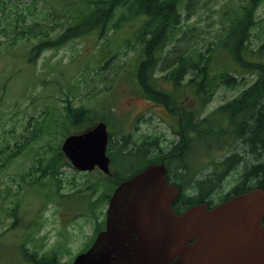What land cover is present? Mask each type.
<instances>
[{"label":"rangeland","instance_id":"obj_1","mask_svg":"<svg viewBox=\"0 0 264 264\" xmlns=\"http://www.w3.org/2000/svg\"><path fill=\"white\" fill-rule=\"evenodd\" d=\"M93 1L25 0L17 3L12 0H0L2 139H17L19 135L24 134L28 120L51 117L50 112L54 110L57 112L52 121L61 123L66 100L72 107L90 108L93 117L96 113L97 116H105L107 108L113 109L107 126L113 148L118 142L122 143V137H126L128 143L132 144L129 148L138 146L143 140L152 141L157 138L158 143L168 140V145L170 139H175L170 131L174 120L170 122L165 111L169 110L167 107L171 106V102H177L184 107L192 106L194 98L186 94L192 92V88L188 87V79L184 77L179 81L177 90H166L167 94L159 101L139 94L134 80V64L139 46L135 49L120 45L121 40L131 36L137 27L136 23L116 33L112 30L108 35H98L94 32L71 38L59 45L57 39L73 23L70 16L75 22L86 9L87 3ZM226 1L197 0L191 3L189 12L184 13L181 18V25L197 27L188 39L192 44L216 41L221 26L220 12ZM230 1L233 5L241 1L243 4L247 3V0ZM66 11L69 12V17L65 14ZM22 19L24 23H20ZM253 19L258 22L250 26L247 44L251 51L250 59L257 60L255 54L264 41V0L254 8ZM20 31H23V34ZM51 42L54 44L51 45ZM41 43L50 46L43 47L35 54L33 47ZM107 43L110 46L108 52L104 47ZM165 69L167 70L166 66L164 69L156 68L154 76L159 80L155 86L170 89L169 85L160 80L166 72ZM238 69L242 72L238 75L243 77H236L237 86H216L213 96L203 103L201 114L210 113L215 107L231 102L255 79V75L244 71L243 68ZM158 115H162L165 122H160ZM86 126L87 124L83 125ZM73 130L74 128H70V131ZM162 134L163 137H159ZM161 145L163 146L162 143ZM202 147L203 145H199L196 149L193 148L190 154L191 161L196 166L201 163L204 151ZM51 153L52 148H48L45 156ZM119 160L117 155L115 161ZM260 163L264 161L261 159L258 161V164ZM33 164V155L26 154L16 156L10 164L0 168V264H29L25 262L27 260L22 255L21 246L30 251L36 250L38 256L55 251L56 264H71L73 257L80 252L94 229V223L91 222L94 219L80 212L85 209L86 197L84 194H75L60 200L59 203H52L46 201L50 192L44 188L36 186L34 190L23 191L25 183L18 175L28 172ZM121 165H125L121 167L122 178L139 165V160H125ZM59 172L64 173L61 175L64 195L75 193L72 191L74 187L84 186V174L77 173L70 167L60 168ZM96 176V171L89 173L92 179H96ZM233 176L234 174L231 175ZM229 179L231 181V178L226 181ZM224 185L222 183L216 193H220ZM7 186L10 187V192L6 191ZM18 190L21 192L17 198L15 195ZM92 198L95 199V196L90 197L91 201ZM15 206L17 219L8 214ZM75 211L80 213L74 215ZM103 211L104 206L96 208L98 218Z\"/></svg>","mask_w":264,"mask_h":264},{"label":"trees","instance_id":"obj_2","mask_svg":"<svg viewBox=\"0 0 264 264\" xmlns=\"http://www.w3.org/2000/svg\"><path fill=\"white\" fill-rule=\"evenodd\" d=\"M197 0H94L87 3L86 9L83 10L79 17L70 27L62 33L57 39L59 45L71 38H79L91 33H109L112 30L116 33L118 30L131 26L136 23L137 27L129 38L123 39L120 45L131 47L139 50L136 53L134 80L139 94L147 96L153 100L159 101L167 94L166 90L171 91L179 88V81L187 78L186 83L192 92L196 94H204L212 96L214 89L219 84L236 87L237 80L234 76L242 72L238 69L243 68L255 75V79L245 89L241 98H235L231 102L222 105L223 109L209 123V126L216 127L226 118L230 117L235 123L239 120V113L236 106H247V112L255 114V128L248 126L242 119L238 122V129L241 135L251 138V134L259 140L257 144H251L256 151L257 161L264 158L260 153L264 154V41L260 44L255 56L257 60H251V51L248 49L247 39L250 26L257 24V20H252L254 8L261 0H247L246 4L240 3L233 5V2L227 0L221 9L220 32L215 42L205 41L191 43V33L197 30L196 26L181 25V18L184 13L189 12L191 3ZM184 3V5H182ZM67 16L68 11L65 13ZM69 17V16H68ZM24 23V19L20 20ZM16 25V23H15ZM0 32H2L0 30ZM23 34V31H20ZM43 35V33H42ZM41 43L33 47L32 51L38 54L43 47L50 46ZM54 43L51 42V45ZM117 46V45H116ZM107 52L110 50L108 43L104 46ZM109 49V50H108ZM165 69L160 80L165 85H169L172 89L158 85L159 80L154 75L156 68ZM240 78V79H241ZM245 78V77H244ZM195 96V95H194ZM196 97V96H195ZM262 100V102L260 101ZM78 107V108H77ZM64 116L61 123L52 121L57 110L51 111L50 116H43L38 119H30L25 124L24 134L14 138L13 141L2 139L0 136V168L6 167L16 156L33 155L34 164L25 174H19L18 177L25 183L23 191L36 189V186L48 190L50 194L46 201L58 202L75 194H84L86 197L85 209H81L82 215L90 216L94 220V232L86 242L85 248L89 247L95 235L104 229V212L101 217H97L96 208H101L105 204L113 191V189L123 181L119 175L114 174L111 179L106 176H96V179L86 176L82 187H74L72 194L62 193L61 175L59 169L62 167H70V164L60 150L62 140L70 134L81 132L92 126L97 120L109 123V112L106 111L105 116H94L90 108L71 106L66 100L63 106ZM110 109V108H109ZM46 113V112H45ZM247 116H249L247 114ZM238 117V118H237ZM251 117V116H250ZM83 127V125H86ZM237 125V124H236ZM70 128H74L70 131ZM251 133V134H250ZM123 143H118V153L125 161L137 159L143 151V159L139 160V165L128 172L133 175L138 170L149 164H158L164 162L167 166L170 164V158L167 156L155 155L156 146L154 141H145L142 145L129 148L127 140L123 139ZM39 145V146H38ZM37 146V147H36ZM48 148H52V153L45 156ZM110 157L112 156L111 147L108 148ZM170 156V155H169ZM264 161V159H262ZM36 173V175L34 174ZM38 175V176H37ZM250 178L256 179L254 186L246 187L241 184L232 193L225 195H238L246 192L250 188L258 187L264 190V163L258 164L256 168H252L247 174ZM28 177L29 179H26ZM244 178H246L244 176ZM219 181V179H217ZM216 180V181H217ZM243 179L241 183H244ZM217 181V182H218ZM204 181L198 184L199 192L193 197L178 194L177 199L173 202L172 208L175 213H180L185 209L204 203L209 189H212V182ZM207 183V186L204 185ZM73 185V183H71ZM253 185V184H252ZM21 185H19L20 187ZM212 187V188H211ZM21 190V189H20ZM18 190L16 197L21 192ZM6 191L10 192V187H6ZM89 192V193H88ZM216 194V193H215ZM46 195V194H45ZM95 199H90L91 196ZM18 206V203H17ZM17 206L8 212L9 216L18 218L15 211ZM208 207H212L207 203ZM67 209V208H66ZM76 212V211H75ZM79 212V213H80ZM91 212V214H89ZM78 214V213H77ZM98 218L95 219V218ZM264 221V219H263ZM17 222V221H16ZM15 222V224H16ZM24 259L33 264H56V252L42 254L38 256L36 250L30 251L21 246ZM83 250V251H84Z\"/></svg>","mask_w":264,"mask_h":264},{"label":"water","instance_id":"obj_3","mask_svg":"<svg viewBox=\"0 0 264 264\" xmlns=\"http://www.w3.org/2000/svg\"><path fill=\"white\" fill-rule=\"evenodd\" d=\"M107 141L99 122L66 137L61 150L76 170L96 166L108 174ZM165 174L163 165H149L121 182L109 199L105 229L72 264H264V190L177 215V189Z\"/></svg>","mask_w":264,"mask_h":264},{"label":"flooded vegetation","instance_id":"obj_4","mask_svg":"<svg viewBox=\"0 0 264 264\" xmlns=\"http://www.w3.org/2000/svg\"><path fill=\"white\" fill-rule=\"evenodd\" d=\"M186 94L191 95V98L196 96L202 103L205 102L206 97H209L205 95L206 93L202 95L188 92ZM237 97L241 98V95ZM194 101L197 102L195 99ZM260 101L262 102V100ZM222 105L215 107L210 113L201 114V109L203 108L201 105L192 104L190 107H184L177 104V102L174 103L171 107H167L169 110L165 111V113L170 122L174 120L172 124L173 128L170 131L175 136V139H170L171 141H169L168 145L166 144L168 140L164 143H158L157 138L153 140L157 149L155 155L164 154V157L168 155L170 158L167 182L177 189L178 194L181 193L188 197H193L199 192L197 188L198 184L201 185L204 181H208L207 183L212 182L213 188L209 189L204 199V204L207 205L209 203L212 206L235 196L230 195L228 198H223L225 195L236 190L241 184L246 187L254 186L256 179L253 176L250 178L247 174L251 172L252 168L258 166V157L256 158V151L251 147V144H257L259 140L251 133V138L241 135L238 129L240 119L248 126L255 128L256 117L252 115L255 113L247 112V106H236V111L239 113L237 123L232 121L228 116L220 125L216 127L209 126V123L223 109ZM158 117H160V122H165L162 115H158ZM159 137H163V134L162 136L159 135ZM144 142V140L141 141L139 145H142ZM199 145H203L204 151L201 155L200 165L196 166L192 163L190 154L192 149H196ZM129 146H132V144H129ZM244 147L245 149L243 150ZM140 153V155H143V151ZM260 155L264 156L262 153ZM232 174H234L233 177H231ZM228 178H231V181L230 179L226 181ZM243 179L246 180H244V183H241ZM207 183H204V185L207 186ZM220 183L225 184L224 189L220 193H216L220 189ZM177 197L178 195L174 201ZM93 232L94 229L92 234Z\"/></svg>","mask_w":264,"mask_h":264}]
</instances>
